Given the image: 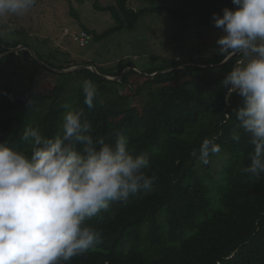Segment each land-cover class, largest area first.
<instances>
[{"label": "trees", "instance_id": "obj_1", "mask_svg": "<svg viewBox=\"0 0 264 264\" xmlns=\"http://www.w3.org/2000/svg\"><path fill=\"white\" fill-rule=\"evenodd\" d=\"M93 5L114 20L100 33L83 25L97 40L133 29L142 16L158 12L179 20L167 38L172 43L183 35L187 17L194 15L199 26L215 27L213 13L222 15L223 8L234 7L232 0H182L180 6L151 4L139 9L133 8L130 0L105 4L95 0ZM21 44L0 35V142L28 151V143L21 139L26 128L39 127L43 135L53 137L61 131L66 106L83 109V119L92 124L94 135L110 138L113 131L123 132L134 154L148 156V174L156 176L150 190L130 196L126 203L110 202L107 210L88 221L99 232V239L87 253L67 264H264V177L242 171L250 164L252 153L232 112L242 103L235 93L225 103L226 89L220 83L237 57L218 65L223 57L199 56L194 49L180 58L151 56V66L143 69L147 77L143 87L149 94L143 96L147 92H142V87L135 91L133 95H140L138 105L130 103L133 95L126 98L106 86L124 84L135 69L124 72L127 66H123L120 79L111 80L105 77H112L110 73L99 74L91 69L93 63L86 61L73 71L56 72L68 75L65 83L47 97L40 123L32 124L40 100L33 79L37 71L79 65L49 62L38 48L33 49L35 57L29 45L16 52ZM23 59L36 64L34 75L24 84L9 77L8 67L10 60L21 63ZM85 79L98 87L92 108L84 103ZM70 80L79 81L72 94L66 88ZM235 133L241 134L239 141L233 139ZM205 138L214 139L227 155L219 179L201 172L191 155ZM208 180L216 188L215 203ZM161 210L166 212L165 223L158 218ZM133 227L138 229L130 231ZM129 240L144 247L118 249Z\"/></svg>", "mask_w": 264, "mask_h": 264}, {"label": "clouds", "instance_id": "obj_2", "mask_svg": "<svg viewBox=\"0 0 264 264\" xmlns=\"http://www.w3.org/2000/svg\"><path fill=\"white\" fill-rule=\"evenodd\" d=\"M36 0H0V25L25 15ZM222 15L213 13L221 31L216 53L227 63L237 57L221 80L225 103L235 93L242 98L234 112L252 146L243 172L264 177V0H232ZM14 26L8 24L9 30ZM87 32V31H86ZM88 33V32H87ZM89 34V33H88ZM89 39V38H88ZM84 103L92 108L99 96L90 79L82 82ZM31 106V100H29ZM240 133L233 139L239 141ZM21 139L28 151L0 142V264H67L94 246L99 232L88 221L110 202L150 190L146 154H134L128 137L94 135L83 109L66 106L61 131L53 137L28 127ZM221 146L205 138L191 153L207 165Z\"/></svg>", "mask_w": 264, "mask_h": 264}, {"label": "rangeland", "instance_id": "obj_3", "mask_svg": "<svg viewBox=\"0 0 264 264\" xmlns=\"http://www.w3.org/2000/svg\"><path fill=\"white\" fill-rule=\"evenodd\" d=\"M95 0H36V4L23 16L12 17L5 24L0 25V35L9 41H21V49H27L36 57L33 49H40L47 61L55 64L70 62L79 66L86 65L87 61L93 63L99 74L110 73L112 77L120 79L119 72L125 67L124 72L135 69L123 83L107 84L106 86L123 95H133L135 91L147 92L143 87L146 75L143 69L151 66L150 57L162 58L183 57L188 49H194L199 56L208 57L217 54L215 49L216 39L221 31L212 26H199L196 17L191 15L185 19L187 28L177 42H167L169 34L179 25V20L163 13L146 14L140 18L135 28L116 31L101 40L95 39L89 34L85 45L78 40L83 25L99 33L114 24L112 16L103 11L96 10L93 3ZM110 0H101L103 4ZM171 5L180 6L182 0H130L133 8L139 9L148 5ZM8 24L14 27L9 30ZM51 57V58H50ZM159 61V60H158ZM42 62V61H41ZM46 66V65H45ZM9 77L19 83H26L31 75H34L36 64L25 59L21 63L16 60L9 62ZM71 68V67H70ZM52 70V69H51ZM227 69L224 70L226 72ZM221 73V71H220ZM68 75H60L56 71L42 68L37 71L33 78L36 85V93L39 107L35 110L32 124L40 123L47 97L53 94L57 85L65 83L64 78ZM78 80H70L67 89L72 94ZM208 89L206 91L208 92ZM72 91V92H71ZM147 92L143 96H147ZM209 94V93H208ZM139 93L129 97L130 103L138 105ZM240 103L242 98L239 97ZM226 154H219L210 158V163L204 165L196 157V165L201 172L220 178V171L226 161ZM207 183L213 188L214 184ZM216 188H213L211 196L214 201ZM213 203V206L215 204ZM160 222L165 223L166 212L161 210L158 214ZM138 229L133 227L130 231ZM187 231V234H190ZM118 249L127 250L133 247H144V244L135 240L120 243Z\"/></svg>", "mask_w": 264, "mask_h": 264}, {"label": "water", "instance_id": "obj_4", "mask_svg": "<svg viewBox=\"0 0 264 264\" xmlns=\"http://www.w3.org/2000/svg\"><path fill=\"white\" fill-rule=\"evenodd\" d=\"M16 52H18L19 50H21V47L20 46H18V47H16L15 49H14ZM229 61V60H228ZM222 64H224V63H219L218 65H222ZM81 66H73V67H71V68H67V69H63V70H59V69H55V68H52V70H54V71H56V72H69V71H73V70H75V69H77V68H80ZM93 70H96V68L94 67V66H90ZM105 77H107V78H109V79H111V80H119L118 78H115V77H108V76H105Z\"/></svg>", "mask_w": 264, "mask_h": 264}, {"label": "built area", "instance_id": "obj_5", "mask_svg": "<svg viewBox=\"0 0 264 264\" xmlns=\"http://www.w3.org/2000/svg\"><path fill=\"white\" fill-rule=\"evenodd\" d=\"M88 38H89V34L85 30H82L79 34L78 40L79 42H81L80 44L83 46L87 42Z\"/></svg>", "mask_w": 264, "mask_h": 264}]
</instances>
